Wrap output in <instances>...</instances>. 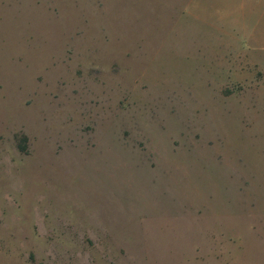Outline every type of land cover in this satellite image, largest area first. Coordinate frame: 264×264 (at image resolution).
<instances>
[{
	"label": "rangeland",
	"instance_id": "374dc122",
	"mask_svg": "<svg viewBox=\"0 0 264 264\" xmlns=\"http://www.w3.org/2000/svg\"><path fill=\"white\" fill-rule=\"evenodd\" d=\"M0 264H264V0H0Z\"/></svg>",
	"mask_w": 264,
	"mask_h": 264
},
{
	"label": "trees",
	"instance_id": "16d2710c",
	"mask_svg": "<svg viewBox=\"0 0 264 264\" xmlns=\"http://www.w3.org/2000/svg\"><path fill=\"white\" fill-rule=\"evenodd\" d=\"M20 150L23 151V152H25L26 151V146L21 144L20 145Z\"/></svg>",
	"mask_w": 264,
	"mask_h": 264
}]
</instances>
